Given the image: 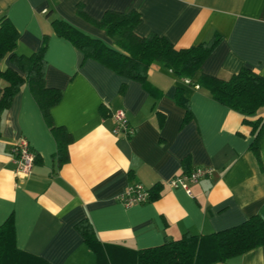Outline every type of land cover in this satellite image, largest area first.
<instances>
[{
	"label": "crops",
	"instance_id": "obj_1",
	"mask_svg": "<svg viewBox=\"0 0 264 264\" xmlns=\"http://www.w3.org/2000/svg\"><path fill=\"white\" fill-rule=\"evenodd\" d=\"M96 20L107 10L137 11L136 32L166 37L182 49L222 41L202 65V72L228 79L247 67L264 76V0H0L19 31L16 52L37 51L48 34L45 82L62 91L51 108L55 125L72 136L69 159L58 165V145L29 86L25 84L0 122V225L12 218L16 246L48 264H97L77 225L89 220L101 242L140 249L238 225L253 215L264 217V125L255 133L245 116L216 101L209 91L189 84L153 64L149 85L118 75L84 57L58 36L52 20L64 19L109 45L113 40L78 13ZM12 66L22 75L10 59ZM125 91L121 93L122 85ZM182 89L192 119L176 101ZM124 110L133 133H114L113 114ZM262 117L264 108L249 120ZM25 137L36 161L28 174L18 170L12 145ZM213 167L214 173L188 183L170 181L186 167ZM160 184V197L126 205L128 187ZM216 264H264V245Z\"/></svg>",
	"mask_w": 264,
	"mask_h": 264
},
{
	"label": "trees",
	"instance_id": "obj_2",
	"mask_svg": "<svg viewBox=\"0 0 264 264\" xmlns=\"http://www.w3.org/2000/svg\"><path fill=\"white\" fill-rule=\"evenodd\" d=\"M78 13L104 29L114 43L109 45L64 19L53 18L55 33L69 40L86 59H95L118 75L139 81L144 86L149 85L150 68L158 64L178 78L188 80L189 84L207 89L216 101L241 113L245 116L244 122L253 125V149L257 151L258 136L264 121L262 117L254 121L248 117L264 108V76L247 67L241 68L228 79L203 73V63L223 39L219 32L201 44L177 49L164 36L155 33L139 35L136 27L141 15L137 11L125 13L107 10L102 19L96 20L79 5ZM49 37L48 34L44 35L37 51L17 53L19 31L7 15L0 17V122L4 111L10 108L14 97L27 84L56 139L58 149L54 156L58 165H62L69 159L68 146L72 136L64 127L55 125L51 116V108L60 102L62 91L48 87L45 82L48 65L45 55ZM8 58L25 76L12 66L5 65ZM120 91H125L124 84ZM176 101L186 110V124L192 119V110L182 89L177 91ZM192 170L186 167L185 173ZM161 189L160 184L148 189L149 196L145 202L159 198ZM77 227L86 245L95 253L97 264H216L264 245V217L261 215H253L238 225L210 234L187 232L178 239H166L160 245L140 249L101 242L89 220L81 221ZM0 264L48 263L16 246L15 227L12 218H9L0 225Z\"/></svg>",
	"mask_w": 264,
	"mask_h": 264
},
{
	"label": "built area",
	"instance_id": "obj_3",
	"mask_svg": "<svg viewBox=\"0 0 264 264\" xmlns=\"http://www.w3.org/2000/svg\"><path fill=\"white\" fill-rule=\"evenodd\" d=\"M188 82V80H185ZM198 87V86H197ZM116 119V127L113 132L118 133L122 130L125 132L133 133V129L130 128L127 121L126 113L124 110H117L113 114ZM13 160L17 164V168L20 173L28 174L36 161V154L31 150L29 141L25 137H20L13 143L12 148ZM215 169L208 166H200L194 168L189 173H183L180 176L173 178L170 181L171 186H182L188 189V183L197 182L203 177L210 176L214 173ZM149 196V191L145 189L141 184L130 185L122 197L124 203L128 206L139 202H145Z\"/></svg>",
	"mask_w": 264,
	"mask_h": 264
}]
</instances>
